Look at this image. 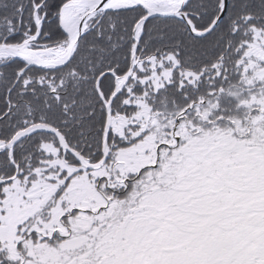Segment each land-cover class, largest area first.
<instances>
[{"label":"snow or ice","instance_id":"obj_1","mask_svg":"<svg viewBox=\"0 0 264 264\" xmlns=\"http://www.w3.org/2000/svg\"><path fill=\"white\" fill-rule=\"evenodd\" d=\"M0 264H264V0H0Z\"/></svg>","mask_w":264,"mask_h":264}]
</instances>
